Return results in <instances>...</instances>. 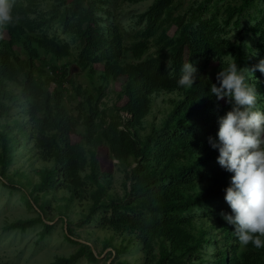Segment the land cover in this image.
Wrapping results in <instances>:
<instances>
[{"label": "trees", "instance_id": "obj_1", "mask_svg": "<svg viewBox=\"0 0 264 264\" xmlns=\"http://www.w3.org/2000/svg\"><path fill=\"white\" fill-rule=\"evenodd\" d=\"M140 1L12 0L15 22L0 26V184L23 190L37 214L2 229L41 225L37 245L57 211L64 239L78 248L51 264L97 263L106 250L108 264H264V247L241 245L220 216L230 212L223 189L231 173L206 142L229 108L208 96V84L233 57L238 67L264 58V12L249 13L264 0L229 1L222 19L205 18L207 3L222 0L185 8L152 0L128 29L118 12ZM246 14L253 23L244 25ZM186 61L197 70L191 89L177 86ZM72 63L86 84L74 80ZM254 76L264 111V75ZM109 84H118L110 107L102 101ZM73 213L101 235L79 240Z\"/></svg>", "mask_w": 264, "mask_h": 264}, {"label": "clouds", "instance_id": "obj_2", "mask_svg": "<svg viewBox=\"0 0 264 264\" xmlns=\"http://www.w3.org/2000/svg\"><path fill=\"white\" fill-rule=\"evenodd\" d=\"M12 7V0H0V26L15 22ZM168 68L174 71L170 61ZM196 71L192 63L184 62L177 86L191 89L198 79ZM257 71L264 75V58L250 67H238L233 57L220 67L207 92L229 108L217 117L215 137L209 135L206 142L218 153L217 164L231 173L223 189L230 212L222 211V220L241 245L260 249L264 247V111L258 106Z\"/></svg>", "mask_w": 264, "mask_h": 264}, {"label": "rangeland", "instance_id": "obj_3", "mask_svg": "<svg viewBox=\"0 0 264 264\" xmlns=\"http://www.w3.org/2000/svg\"><path fill=\"white\" fill-rule=\"evenodd\" d=\"M199 2L201 0H183L182 6L185 8L190 3ZM229 1L235 0H222L216 3L212 1L207 3V10L205 12V18H210L215 16L218 19L223 18V7ZM152 2V0H141L138 3H127L122 4L121 11H119L120 17L123 19V23L126 28H136L133 24V16L141 13L144 11L147 6ZM264 12V6L256 2L255 7L249 11L250 15L254 18H260L262 13ZM242 22L247 25L249 23H253L254 20L246 14L245 18ZM228 36L230 38H237V34L234 29L227 30ZM59 33V31H58ZM247 43L250 45H254L255 41L249 38L246 39ZM77 51L75 47L72 48V57L76 55ZM71 58V57H70ZM216 64L215 61H212L209 65V70L213 68ZM71 65L74 66V69L71 73L74 80L82 84H86V79L82 72L79 71L75 64L72 63ZM118 89V84H109L107 88V92L109 94L102 100L110 107L115 98V92ZM162 96H158L155 99V102L160 105L162 100ZM25 161V159H23ZM36 166V164H33ZM13 165L12 168H14ZM30 165L27 162H24L22 166V170L32 178L34 182L37 181V177L34 175L32 170L29 172ZM122 181V172L117 171L115 172L113 186L116 191L122 194V189L120 187ZM27 195L31 191L29 188L25 190ZM67 194L66 192H64ZM23 190H12L8 187L3 186L0 184V264H51L54 260L55 256H68L70 253H73L77 248L78 245L75 243L67 242L64 237V231L66 225L62 222V218L58 216L57 211H52L50 216L53 218L52 225L53 228L51 233L46 236L39 244H35V241L38 236V232L42 229L41 225L34 226L32 228H28L25 231L19 230H3L2 225L6 222L15 221L18 219H26L29 217L36 216L37 212L36 209L29 208L22 199ZM37 192H32V195L35 196ZM54 206H52V209ZM75 213L70 215V219L72 220L71 227L75 230L76 233L80 235L79 240L86 241L87 237L90 235L92 241L95 240L97 235H101L98 230H93V222L86 223L84 225H80L78 223V217ZM87 231H92L88 233ZM101 249L100 243L97 244V247H93L95 253H98ZM108 250L104 252L98 258L97 263H88L85 258H80L76 264H108L109 260L107 261L105 256Z\"/></svg>", "mask_w": 264, "mask_h": 264}]
</instances>
